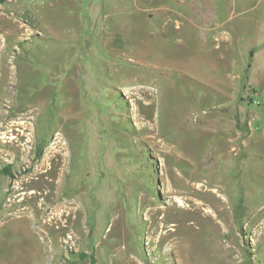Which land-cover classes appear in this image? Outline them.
<instances>
[{"label": "rangeland", "instance_id": "374dc122", "mask_svg": "<svg viewBox=\"0 0 264 264\" xmlns=\"http://www.w3.org/2000/svg\"><path fill=\"white\" fill-rule=\"evenodd\" d=\"M0 264H264V0H0Z\"/></svg>", "mask_w": 264, "mask_h": 264}, {"label": "bare ground", "instance_id": "6f19581e", "mask_svg": "<svg viewBox=\"0 0 264 264\" xmlns=\"http://www.w3.org/2000/svg\"><path fill=\"white\" fill-rule=\"evenodd\" d=\"M26 126V125H25ZM60 141V140H59ZM60 183V182H59ZM58 185V184H57ZM58 187V186H57ZM218 193V192H217ZM58 196V195H57ZM67 199V198H66ZM75 201V200H74ZM146 201V200H145ZM148 201V200H147ZM146 201V202H147ZM76 202V201H75ZM140 202V201H139ZM149 202V201H148ZM77 205V204H76ZM81 206H82V204H81ZM140 207V206H139ZM71 208V207H70ZM66 209V208H65ZM64 209V210H65ZM80 209V208H79ZM55 210H57V209H55ZM151 211L154 213V214H158L159 213V210L157 209V208H152L151 209ZM76 212V211H75ZM150 212V211H149ZM168 218V216H167V213L165 214V217H164V219L166 220ZM52 222V221H51ZM53 223V222H52ZM208 231V230H207ZM177 230H175V231H173V232H168L165 236H168L169 234H171V235H176L177 234ZM180 237V236H179ZM165 238V237H164ZM176 238V237H175ZM177 240H178V238H177Z\"/></svg>", "mask_w": 264, "mask_h": 264}]
</instances>
